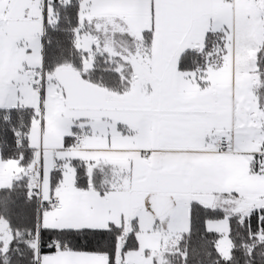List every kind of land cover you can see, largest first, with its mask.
I'll list each match as a JSON object with an SVG mask.
<instances>
[{"label":"snow or ice","instance_id":"6c2138e0","mask_svg":"<svg viewBox=\"0 0 264 264\" xmlns=\"http://www.w3.org/2000/svg\"><path fill=\"white\" fill-rule=\"evenodd\" d=\"M0 264H264V0H0Z\"/></svg>","mask_w":264,"mask_h":264}]
</instances>
